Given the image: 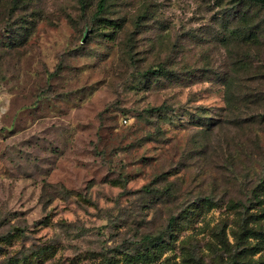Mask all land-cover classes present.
<instances>
[{
  "label": "rangeland",
  "instance_id": "1",
  "mask_svg": "<svg viewBox=\"0 0 264 264\" xmlns=\"http://www.w3.org/2000/svg\"><path fill=\"white\" fill-rule=\"evenodd\" d=\"M0 0V264L264 257V5Z\"/></svg>",
  "mask_w": 264,
  "mask_h": 264
},
{
  "label": "trees",
  "instance_id": "2",
  "mask_svg": "<svg viewBox=\"0 0 264 264\" xmlns=\"http://www.w3.org/2000/svg\"><path fill=\"white\" fill-rule=\"evenodd\" d=\"M253 3H257V4H261V5H264V0H251ZM104 2L105 0H98L97 4H96V11H100L101 8L103 7L104 5ZM225 264H235V262L232 260L228 263H225ZM236 264H264V257H262L261 259H259L257 262H254V263H241V262H238Z\"/></svg>",
  "mask_w": 264,
  "mask_h": 264
}]
</instances>
